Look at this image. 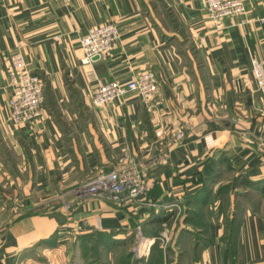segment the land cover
<instances>
[{
	"label": "crops",
	"instance_id": "obj_1",
	"mask_svg": "<svg viewBox=\"0 0 264 264\" xmlns=\"http://www.w3.org/2000/svg\"><path fill=\"white\" fill-rule=\"evenodd\" d=\"M242 1L216 28L204 0H0V264H135L142 244L140 264H264V93L251 72L264 0ZM110 22L117 43L82 65L80 37ZM16 52L44 82L41 118L18 126L7 105ZM146 70L150 99L92 105L99 82ZM161 125L183 139L156 137ZM125 156L144 170L139 197L77 193Z\"/></svg>",
	"mask_w": 264,
	"mask_h": 264
},
{
	"label": "built area",
	"instance_id": "obj_2",
	"mask_svg": "<svg viewBox=\"0 0 264 264\" xmlns=\"http://www.w3.org/2000/svg\"><path fill=\"white\" fill-rule=\"evenodd\" d=\"M204 6L209 20L219 28L224 18L244 13L242 0H204ZM264 24V17L256 20ZM119 39V31L115 23H104L86 29L79 41L82 65H91L94 57L109 52ZM251 72L256 87L264 93V57L251 60ZM10 96L7 100L9 117L14 125L32 124L38 121L43 113L44 82L38 75L32 74L20 52L9 56L7 70ZM158 91L157 76L153 70H146L134 75L127 81L99 82L92 94L94 107H101L129 93H135L143 102L153 97ZM156 137L169 135L172 142H180L184 132L168 130L163 125L154 132ZM206 144L213 148L216 141L210 135L204 136ZM127 156L118 160L117 165L109 171H100L77 188L78 194L99 197L109 202L134 200L146 189L145 173L135 162L126 161ZM176 211L179 207L175 206ZM178 214V213H177ZM173 221H176L174 216ZM165 228L167 225H163ZM144 251L142 252L141 250ZM139 253H147L148 248H142ZM137 253V254H139Z\"/></svg>",
	"mask_w": 264,
	"mask_h": 264
},
{
	"label": "rangeland",
	"instance_id": "obj_3",
	"mask_svg": "<svg viewBox=\"0 0 264 264\" xmlns=\"http://www.w3.org/2000/svg\"><path fill=\"white\" fill-rule=\"evenodd\" d=\"M160 8H158L157 9V12L158 13H160ZM264 184V183H263ZM250 189H252L251 187H249ZM168 233V232H167ZM167 233H165L164 232V234H167ZM138 237V239L140 238V235L139 236H137ZM157 238V240H159L160 242H163V244H166L165 243V240H164V238H163V236L162 235H159V236H157L156 237ZM137 241H139V244H140V242H142V240H137ZM140 247H141V249L144 247V248H147L148 246H146V244L144 245V244H142V245H140ZM149 250V249H148ZM142 252L144 251V249L143 250H141ZM148 253V252H147ZM137 255V257H136V259H135V263L136 264H140V263H138V262H142L141 260H142V257L144 258L147 254L146 253H139V254H137V248H133L132 249V251L129 253V256L130 257H132L133 258V256L134 255Z\"/></svg>",
	"mask_w": 264,
	"mask_h": 264
},
{
	"label": "trees",
	"instance_id": "obj_4",
	"mask_svg": "<svg viewBox=\"0 0 264 264\" xmlns=\"http://www.w3.org/2000/svg\"><path fill=\"white\" fill-rule=\"evenodd\" d=\"M258 184H260L259 182H253V181H247V186L248 187H251V188H253V187H256ZM228 232H227V235H225V237L223 238V240L228 236V235H230V234H233V231H234V228L230 225L229 226V228H228ZM94 244H96V242L94 243ZM95 248H96V245H95ZM228 252V251H227ZM136 264V263H135Z\"/></svg>",
	"mask_w": 264,
	"mask_h": 264
},
{
	"label": "water",
	"instance_id": "obj_5",
	"mask_svg": "<svg viewBox=\"0 0 264 264\" xmlns=\"http://www.w3.org/2000/svg\"><path fill=\"white\" fill-rule=\"evenodd\" d=\"M97 59H98V56H95V57H94V60H97Z\"/></svg>",
	"mask_w": 264,
	"mask_h": 264
}]
</instances>
